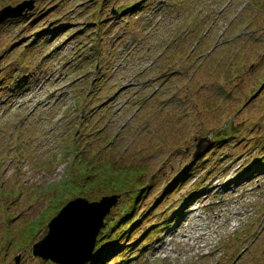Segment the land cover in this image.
Listing matches in <instances>:
<instances>
[{
	"label": "rangeland",
	"instance_id": "rangeland-1",
	"mask_svg": "<svg viewBox=\"0 0 264 264\" xmlns=\"http://www.w3.org/2000/svg\"><path fill=\"white\" fill-rule=\"evenodd\" d=\"M23 1L0 20V264H58L32 248L71 199L116 194L119 221L124 176L148 186L125 264H264V0L0 15Z\"/></svg>",
	"mask_w": 264,
	"mask_h": 264
},
{
	"label": "water",
	"instance_id": "water-1",
	"mask_svg": "<svg viewBox=\"0 0 264 264\" xmlns=\"http://www.w3.org/2000/svg\"><path fill=\"white\" fill-rule=\"evenodd\" d=\"M28 6H7L0 20L15 16ZM118 195L103 196L98 201L77 197L69 201L49 223L48 233L33 246V254L58 264H84L93 255L105 217L116 204ZM20 256L16 257V264Z\"/></svg>",
	"mask_w": 264,
	"mask_h": 264
},
{
	"label": "trees",
	"instance_id": "trees-1",
	"mask_svg": "<svg viewBox=\"0 0 264 264\" xmlns=\"http://www.w3.org/2000/svg\"><path fill=\"white\" fill-rule=\"evenodd\" d=\"M214 148L215 147H213V150H214ZM204 159L205 158H203L201 160L200 159L197 160V163L200 164V162H202ZM121 179H123V180H121ZM121 179H120V181L119 180L111 181L113 186L115 187L114 189L119 188V189H121V192H123V193L127 192V194H128L127 196H130L129 200L126 202V204L122 208L123 213H122L121 219L119 218V221L118 220L112 221L111 220L112 214H110L108 217L105 218L104 225H106V227L105 228L103 227L101 229L99 235H98V240H97V244H96V247L94 250L92 260L90 259V261L88 263H85V264H110L108 261V258L113 256V255H116L117 257L120 256V261L117 262L119 264L120 263L124 264L125 262H128L132 259V256H129L128 258H126L124 255V252H126V251L129 252V255L134 253L133 247L136 245V243H133L131 245L127 244L128 248L123 252H120L119 250L122 247V243L124 241H126V239H125L126 237L124 236V234L126 235L125 229H128L129 224L134 223L132 221L133 218L130 219V217L134 214V212L136 211L137 205L140 204L142 197L147 192V191L144 192L143 189L148 187V186H145L143 184H137L139 186L140 190L139 191L136 190L135 191L136 194H130L131 192H129V191L134 189V188L126 187V186H128V184L132 183L130 181V176L129 177L124 176V178H121ZM91 189H93V188H91ZM126 225H127V227H126ZM119 226H121V230H117L118 232L114 231V229L118 228ZM135 226L136 225H133V227H135ZM129 229H130V227H129ZM131 231H132V228L128 231V233L132 235L133 231L132 232ZM125 247H126V245H125Z\"/></svg>",
	"mask_w": 264,
	"mask_h": 264
},
{
	"label": "bare ground",
	"instance_id": "bare-ground-1",
	"mask_svg": "<svg viewBox=\"0 0 264 264\" xmlns=\"http://www.w3.org/2000/svg\"><path fill=\"white\" fill-rule=\"evenodd\" d=\"M220 216H218L217 218H219ZM202 225V226H201ZM195 228L197 230H203L204 226H205V223H196L195 225Z\"/></svg>",
	"mask_w": 264,
	"mask_h": 264
}]
</instances>
